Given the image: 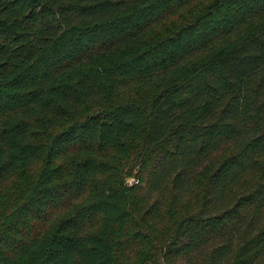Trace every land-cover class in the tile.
Segmentation results:
<instances>
[{"label": "trees", "instance_id": "16d2710c", "mask_svg": "<svg viewBox=\"0 0 264 264\" xmlns=\"http://www.w3.org/2000/svg\"><path fill=\"white\" fill-rule=\"evenodd\" d=\"M0 264H264V0H0Z\"/></svg>", "mask_w": 264, "mask_h": 264}, {"label": "rangeland", "instance_id": "374dc122", "mask_svg": "<svg viewBox=\"0 0 264 264\" xmlns=\"http://www.w3.org/2000/svg\"><path fill=\"white\" fill-rule=\"evenodd\" d=\"M135 175H136V174H134V172H132V173L130 174V176H129V175H124V177H125V184H126L127 186H131V185L135 184V183H134V181L136 180Z\"/></svg>", "mask_w": 264, "mask_h": 264}, {"label": "built area", "instance_id": "2783aa9c", "mask_svg": "<svg viewBox=\"0 0 264 264\" xmlns=\"http://www.w3.org/2000/svg\"><path fill=\"white\" fill-rule=\"evenodd\" d=\"M134 183H137V181L135 180Z\"/></svg>", "mask_w": 264, "mask_h": 264}]
</instances>
